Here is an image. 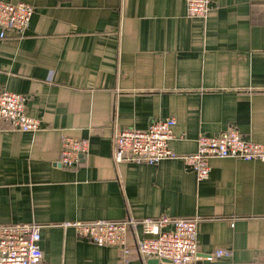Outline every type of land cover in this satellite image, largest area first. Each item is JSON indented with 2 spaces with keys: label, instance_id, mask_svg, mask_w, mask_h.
Wrapping results in <instances>:
<instances>
[{
  "label": "crops",
  "instance_id": "0c3cea01",
  "mask_svg": "<svg viewBox=\"0 0 264 264\" xmlns=\"http://www.w3.org/2000/svg\"><path fill=\"white\" fill-rule=\"evenodd\" d=\"M3 1L34 13L23 37H0V92L25 96L43 130L0 124V225H39L43 264H170L140 255L142 222L199 217L201 253H231L200 264H264L263 163L213 159L199 182L181 159L113 158L117 131L168 118L178 156L232 128L264 142V0H213L204 18L187 0ZM65 137L90 144L73 167ZM101 220L135 221L128 255L72 227Z\"/></svg>",
  "mask_w": 264,
  "mask_h": 264
},
{
  "label": "built area",
  "instance_id": "2783aa9c",
  "mask_svg": "<svg viewBox=\"0 0 264 264\" xmlns=\"http://www.w3.org/2000/svg\"><path fill=\"white\" fill-rule=\"evenodd\" d=\"M213 0H187L190 17L204 18ZM34 13L32 4L0 0V37L12 31L23 37L30 26ZM9 125V132L38 133L42 122L27 115V98L10 91L0 92V124ZM174 118L153 121L146 130L126 128L117 131L113 158L116 163L130 161L136 164L157 166L164 160L181 159L187 169L194 171L199 182L210 178L213 159H241L264 164V142L255 143L232 128L219 135H201L198 150L192 155L178 156L170 147L174 139ZM87 139L65 137L61 150V164L73 167L88 155ZM200 218L171 219L163 216L157 220L142 222L143 239L139 243L140 255L168 261L170 264H200L227 261L231 253L217 250L203 254L197 241ZM134 220L93 223L76 222L72 227L78 235L99 247H118L129 253V235ZM171 227V228H169ZM41 227L29 225H0V264H43Z\"/></svg>",
  "mask_w": 264,
  "mask_h": 264
},
{
  "label": "water",
  "instance_id": "95a60500",
  "mask_svg": "<svg viewBox=\"0 0 264 264\" xmlns=\"http://www.w3.org/2000/svg\"><path fill=\"white\" fill-rule=\"evenodd\" d=\"M161 260H154L155 263H160Z\"/></svg>",
  "mask_w": 264,
  "mask_h": 264
}]
</instances>
